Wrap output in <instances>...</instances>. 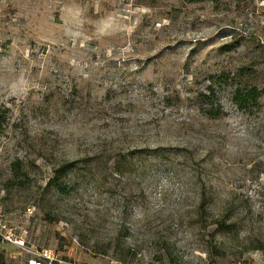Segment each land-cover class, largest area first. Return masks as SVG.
<instances>
[{"label":"rangeland","instance_id":"obj_1","mask_svg":"<svg viewBox=\"0 0 264 264\" xmlns=\"http://www.w3.org/2000/svg\"><path fill=\"white\" fill-rule=\"evenodd\" d=\"M0 115V264H264V0H0Z\"/></svg>","mask_w":264,"mask_h":264},{"label":"trees","instance_id":"obj_2","mask_svg":"<svg viewBox=\"0 0 264 264\" xmlns=\"http://www.w3.org/2000/svg\"><path fill=\"white\" fill-rule=\"evenodd\" d=\"M261 94L262 92L259 91L258 88L256 87L249 88L246 91L237 90V92L234 94L233 100L236 102V104L241 110L246 111L248 108V102L252 100H256L257 98L261 96ZM199 98H204L206 100V102L203 105H201L199 109L200 113L204 117L210 120H217V119H220L225 114L221 103L215 97L214 93L207 92V94H203ZM186 150L187 148H182L177 151L186 152ZM154 151L157 154L160 151H162V149H160V146H159ZM147 152H148L147 148L133 150L132 152H125V153L120 152V154H117L118 156L117 155L115 156V158L117 159L115 171L122 174L123 165L124 166L130 165V162L135 160L136 157L138 159ZM75 163H76L75 161L66 160L62 162L61 164H59L58 166L54 167L53 169L54 178L50 182L53 183V186L59 189V191L64 192V188L61 184H59V181L64 176L67 175L68 171L74 167ZM206 202H207L206 193L202 192L201 193V203H202L201 208L203 210H205L204 204H206ZM201 217L203 219H207L209 215L204 213ZM215 223L217 224L218 222H215ZM234 226H235L234 224L230 222L228 223L227 219L223 220L219 222L217 226L214 228V230L212 231V236L215 237L220 234L230 233L232 232Z\"/></svg>","mask_w":264,"mask_h":264},{"label":"built area","instance_id":"obj_3","mask_svg":"<svg viewBox=\"0 0 264 264\" xmlns=\"http://www.w3.org/2000/svg\"><path fill=\"white\" fill-rule=\"evenodd\" d=\"M6 240H8V241H12V238H11V236L9 235V236H7L6 237ZM48 259H51V256L49 255V256H46ZM29 264H46V262H44V261H41V260H39V259H37V258H32L31 260H29Z\"/></svg>","mask_w":264,"mask_h":264}]
</instances>
